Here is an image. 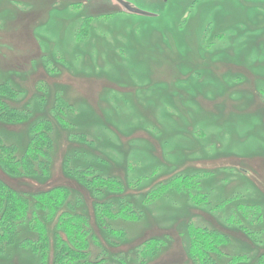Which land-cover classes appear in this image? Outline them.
Returning a JSON list of instances; mask_svg holds the SVG:
<instances>
[{
  "label": "rangeland",
  "instance_id": "rangeland-1",
  "mask_svg": "<svg viewBox=\"0 0 264 264\" xmlns=\"http://www.w3.org/2000/svg\"><path fill=\"white\" fill-rule=\"evenodd\" d=\"M126 1L155 16L112 0H0V84L13 89L0 94L28 111L24 123L0 121V137L22 153L30 128L49 120L54 140L50 175L12 176L1 166L0 174L30 194L67 185L69 208L86 214L97 236L95 261L191 264L182 238L189 222L228 230L220 220L235 197L264 205V0ZM89 167L124 189L85 188L76 170ZM181 173L192 193L230 204L211 212L176 188L145 203ZM104 201L113 209L132 201L141 217L111 221L126 234L108 233L95 223ZM30 227L20 224L0 264H55V221L46 258L20 245L36 238ZM166 233L168 246L141 260L143 242ZM231 238L229 257L246 253L244 263L255 264L264 233L232 229Z\"/></svg>",
  "mask_w": 264,
  "mask_h": 264
},
{
  "label": "trees",
  "instance_id": "trees-1",
  "mask_svg": "<svg viewBox=\"0 0 264 264\" xmlns=\"http://www.w3.org/2000/svg\"><path fill=\"white\" fill-rule=\"evenodd\" d=\"M11 90L13 89L9 85L5 87L4 84H0V91L12 93ZM7 100L9 99L6 96L0 94V121L6 124L26 122L24 120H28V111L12 106ZM51 130L52 125L49 120L37 122L36 126L30 128L33 137L22 153H19L14 145L6 143L0 137V166L2 170L12 176L39 174L40 171L50 175L53 162L52 149L54 147ZM71 166L70 163L69 165L65 164L66 170L63 171L68 174L67 170ZM76 173L78 180L86 186L85 188L112 192H121L124 189L121 181L97 172L94 173L90 167L78 168ZM7 182L6 178L0 174V254L3 253L4 247L15 243L20 224L28 223L32 230L38 231V234L36 238L29 235L23 239L20 245L30 247L34 252L37 251L46 258L51 248L49 225L55 221L56 229L53 232L55 248L52 254L55 264H118L103 262L102 260L95 261L91 258L90 243L93 238L95 239L93 242L96 243L97 236L91 228L89 217L78 212L77 209L73 211L69 208L68 204H75L69 199L70 191L65 188L67 185L30 194L24 193L21 189L15 188ZM192 185L189 175L178 174L175 179L149 193L145 203L149 204L161 193L176 188L188 193L189 199L193 200L191 201L194 206L196 205L195 207L209 205L211 212L213 209L219 210L230 204L229 199L210 204L206 193L202 191L192 193ZM29 195L35 197L31 200ZM233 202L230 215L227 218L221 217L220 220L226 224L228 230L223 229L224 227L220 222L221 227L207 225L212 224L207 219L206 223L203 224L194 225L192 222L187 224L182 238L185 240L184 244L188 241V248L186 247L188 259L186 260H190L191 264H248L244 263L245 260H248L246 253L232 254V257H229L231 255L229 251L232 239L231 230L238 229L248 238L250 235L256 237L257 234L264 233V205L255 201L245 202L240 196L238 199L235 197ZM101 203H105L104 206L108 208L100 207L95 223L108 233L118 236L126 234L123 229H114L111 221L134 222L141 217L138 210L133 207L134 202L132 201L121 203L119 207L114 209L110 207V202ZM262 235H260V239L263 237ZM171 240L172 238L168 233L153 235V237L145 240L143 247L140 248L142 251L141 260L154 257L161 251L162 247L165 246L164 248H166ZM98 242L100 243V241ZM258 242L260 243V254L254 263L264 264L263 241L258 240ZM228 251L230 255H228ZM223 255L225 257L221 259ZM144 263L145 261H141L137 264Z\"/></svg>",
  "mask_w": 264,
  "mask_h": 264
},
{
  "label": "water",
  "instance_id": "water-1",
  "mask_svg": "<svg viewBox=\"0 0 264 264\" xmlns=\"http://www.w3.org/2000/svg\"><path fill=\"white\" fill-rule=\"evenodd\" d=\"M112 1L115 4L119 5L122 11H125L127 13L141 15V16H150V17L155 16L154 13L144 11L126 0H112Z\"/></svg>",
  "mask_w": 264,
  "mask_h": 264
}]
</instances>
